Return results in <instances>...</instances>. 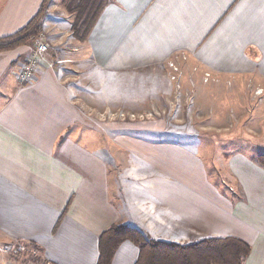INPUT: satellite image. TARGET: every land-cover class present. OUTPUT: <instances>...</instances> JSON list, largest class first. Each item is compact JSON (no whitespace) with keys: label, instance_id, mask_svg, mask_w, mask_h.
I'll list each match as a JSON object with an SVG mask.
<instances>
[{"label":"crops","instance_id":"obj_1","mask_svg":"<svg viewBox=\"0 0 264 264\" xmlns=\"http://www.w3.org/2000/svg\"><path fill=\"white\" fill-rule=\"evenodd\" d=\"M36 1L18 16L5 6L0 39L31 21L45 0ZM58 37L23 87L18 73L33 43L0 53V241L32 242L56 264H97L99 236L121 224L178 243L238 237L252 247L245 264H264V169L250 154L228 159L230 190L214 181L219 175L202 153L165 145L152 175L127 187L128 198L115 197L110 165L94 145L100 139L88 135L95 127L73 100L81 86L59 70L66 63L101 73L147 69L185 52L202 71L264 82V0H116L85 44ZM138 255L126 241L112 264H135Z\"/></svg>","mask_w":264,"mask_h":264},{"label":"rangeland","instance_id":"obj_2","mask_svg":"<svg viewBox=\"0 0 264 264\" xmlns=\"http://www.w3.org/2000/svg\"><path fill=\"white\" fill-rule=\"evenodd\" d=\"M115 1L109 0L108 4ZM61 2H43L45 11L40 18L43 30L40 37L30 42L31 52L40 40L52 46L60 34L72 36L71 29H67L71 28L73 16ZM36 3V0H0V14L7 4L15 5L11 15L18 16L23 14L24 6H30L31 10ZM68 46L60 50L63 57L71 55L68 52L73 47ZM51 51L52 48L48 55ZM98 69L66 63L59 70L68 81H78L81 88L73 91V100L81 105L92 126L103 131L98 133L92 128L88 135L100 139L94 145L101 146L104 152L101 156L110 165V186L115 197L128 198L127 187H135L137 179L140 183L146 174L152 175L153 160L165 145H185L192 152L202 153L208 168L213 167L212 174L219 175V180L215 176L214 181L228 188L230 175L226 164L233 154L246 152L256 165V157L264 155V82L259 78H221L213 71L190 65L185 52L147 69L117 73H101ZM150 144L154 150L150 147L148 153L144 152V147ZM49 263L52 262L32 242L0 241V264Z\"/></svg>","mask_w":264,"mask_h":264},{"label":"trees","instance_id":"obj_3","mask_svg":"<svg viewBox=\"0 0 264 264\" xmlns=\"http://www.w3.org/2000/svg\"><path fill=\"white\" fill-rule=\"evenodd\" d=\"M108 2L62 0V7L73 16L71 32L77 41H87ZM44 11L45 4H42L38 13L22 29L13 36L0 39V53L27 45L40 37L43 30L40 18ZM256 158L258 165L264 169V155ZM126 241L139 250L135 264H245L252 252L251 245L238 237H208L187 244L156 241L136 228L115 224L99 236L97 264H112L116 252Z\"/></svg>","mask_w":264,"mask_h":264},{"label":"built area","instance_id":"obj_4","mask_svg":"<svg viewBox=\"0 0 264 264\" xmlns=\"http://www.w3.org/2000/svg\"><path fill=\"white\" fill-rule=\"evenodd\" d=\"M50 48V44L42 40L36 43L35 49L28 55L27 60L22 64L18 73L20 86H26L35 80L42 61L50 51Z\"/></svg>","mask_w":264,"mask_h":264}]
</instances>
